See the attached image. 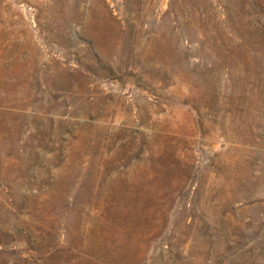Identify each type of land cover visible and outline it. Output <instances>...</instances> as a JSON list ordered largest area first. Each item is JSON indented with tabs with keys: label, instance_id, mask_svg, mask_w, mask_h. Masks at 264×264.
I'll return each instance as SVG.
<instances>
[{
	"label": "rangeland",
	"instance_id": "rangeland-1",
	"mask_svg": "<svg viewBox=\"0 0 264 264\" xmlns=\"http://www.w3.org/2000/svg\"><path fill=\"white\" fill-rule=\"evenodd\" d=\"M0 264H264V0H0Z\"/></svg>",
	"mask_w": 264,
	"mask_h": 264
}]
</instances>
